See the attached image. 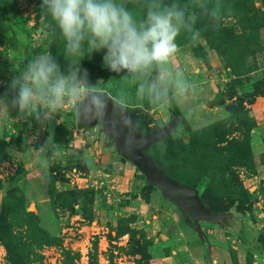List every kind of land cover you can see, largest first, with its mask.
<instances>
[{
	"label": "rangeland",
	"instance_id": "1",
	"mask_svg": "<svg viewBox=\"0 0 264 264\" xmlns=\"http://www.w3.org/2000/svg\"><path fill=\"white\" fill-rule=\"evenodd\" d=\"M251 1L249 16L254 19L221 8L222 27L215 29L223 33L231 26L235 37L218 42L213 34H200L178 44L173 65L183 68L196 85L189 101H174L165 110L147 103L141 107L153 131L177 116L173 139L190 142L197 137L201 143L210 137L217 147L237 142L242 148L236 157L227 151L231 166L224 178L237 190L226 189L213 169L197 175L199 192L216 187L214 196L230 204L231 219L223 225L202 221L207 237L202 241L174 203L157 189L141 188L140 172L117 152L99 123L78 125L75 115L65 110L41 126L32 118H18V111L10 107V118L0 111V217L2 211L14 217L28 264H264L252 255L256 243L264 244V0ZM41 4L42 0H0V98L10 101L13 77L42 51L50 52L64 72L70 62H78L57 52L61 39L54 25L45 27L50 18L37 14ZM204 17L210 25L212 20ZM87 57L79 67L87 71L91 84L103 80L102 88L125 86L119 81L125 73L111 72ZM132 101L128 108L140 107ZM49 136L54 147L34 151ZM174 165L185 175L182 163L174 160ZM239 186L251 193L247 200L241 198L247 203L240 210V200H235ZM18 202L35 214L36 223L12 208ZM34 224L46 233L34 232ZM0 264H11L1 241Z\"/></svg>",
	"mask_w": 264,
	"mask_h": 264
},
{
	"label": "clouds",
	"instance_id": "2",
	"mask_svg": "<svg viewBox=\"0 0 264 264\" xmlns=\"http://www.w3.org/2000/svg\"><path fill=\"white\" fill-rule=\"evenodd\" d=\"M137 7L143 9L142 17L137 16ZM192 7L213 21L220 18L219 4L209 8L207 0H199ZM41 9L50 18L45 27L54 25L53 31H58L66 58H78V62H70L64 72L50 52L34 56L13 77L10 101L0 98V111L7 113L11 107L18 111V118H32L44 126L68 110L85 123L104 122L105 133L116 138L126 130L124 146L130 151L137 143L136 122L128 111L130 101L165 110L174 101L191 99L195 82L172 62L181 32L193 39L200 35L195 28L198 14L188 4L178 0H42ZM100 51H104L107 69L125 73L120 78L125 86L114 95L105 93L103 80L91 84L87 71L79 67L86 54ZM50 146L54 147L51 136L34 151L44 153Z\"/></svg>",
	"mask_w": 264,
	"mask_h": 264
},
{
	"label": "trees",
	"instance_id": "3",
	"mask_svg": "<svg viewBox=\"0 0 264 264\" xmlns=\"http://www.w3.org/2000/svg\"><path fill=\"white\" fill-rule=\"evenodd\" d=\"M165 2L171 3L173 2V0H165ZM178 2L181 3L182 5L188 4L190 11L195 10L197 14L200 13V9L198 7L195 8L192 7V5L198 4L199 0H178ZM208 2L213 3V6L219 4L220 9L224 8L226 12H231V13L234 12L233 14H237V16L243 19L245 18L254 19V16H249L250 14L249 4L252 2L251 0H210ZM129 7H131V5H129ZM42 13L43 10L41 9V7L37 8V14H42ZM136 14L137 16L139 14V17H142L143 9L141 7H137ZM222 14L223 13L221 12L219 20L217 21L212 20V23L210 25L206 22V18L203 15L198 16V20L195 25V28L198 31H200L201 35H205V36L208 34L215 35L213 37H216L215 41L218 42L227 41L226 37L228 35H230L231 38L235 37L233 27L231 26H226L224 28L223 33L220 32V30L218 31V29L222 27L220 22ZM198 22H201L202 24H198ZM215 27H217L218 29L216 30ZM50 33L51 36L56 34V32H50ZM2 38L3 37L0 35V42ZM191 39H193L191 34L187 32H181L176 38V43L178 45L179 43H183L186 40L188 41ZM50 43L51 46L55 44V42H53L52 39L50 40ZM54 50L55 52H53V54H56V48ZM57 52H60L63 55L65 54L64 43L62 40H61V49H58ZM194 52L195 54L198 55V51H194ZM87 55L88 57H92L94 61H96L101 66H104L103 63L104 51L86 54L84 57H87ZM60 63H63V60ZM102 75L103 77L106 78L107 73L106 72L102 73ZM237 81L241 82L242 79H237ZM107 88L106 87L103 88L105 89V93H110L113 95L115 94L116 90L114 89V86L110 85ZM10 96L11 95L9 94L8 97L11 98ZM130 103L133 104V101H130ZM128 109L131 111L133 110L137 111L135 114V122H136L135 130L138 133L146 134L153 131L149 127L150 123H149L148 115L144 113L141 107L134 106ZM235 116L237 115L235 114ZM220 138H223V136H220ZM10 139H12V137H10ZM196 139L197 137H193L190 140V142H184L181 139H173L171 137V134L168 133L164 135V137H162L159 141L154 142L148 148H146L144 150V153L152 157L153 160L156 162L157 166L161 169H164L167 175L174 178L176 181H178L181 184L190 185L200 190L201 183L200 180L197 179V175L204 171H206V173H209L207 169H213L216 171L217 174H219L224 179L223 184L226 189L228 188V190H232V191L237 190V189H233L230 186L227 179L225 180L224 178L226 170H228L231 166L230 161H228L230 160L231 156L227 154V151L230 150L231 155L236 157L238 153L242 150V148L235 145V143L237 142H232V143L227 142L226 145L217 147L216 142L213 141V139H211L210 137H209V142L208 140H206L207 138L201 140V143L199 141L196 142ZM161 140H163V144H161ZM226 154L227 156H225ZM174 160H178L184 166L183 168H186L185 175L181 174L178 171V169H176L174 165ZM135 169L138 171L136 167ZM140 177L142 179L141 188L156 189L153 185L144 183V176L141 173H140ZM199 193L204 205L207 206V208H209L211 211L228 212L230 204L224 201L222 199L223 197H221L220 195L214 196L215 193H218V189L216 187H212L209 185V187H206L204 190L202 188L201 192ZM242 197L246 198L247 200L248 198L251 197V193L247 189H244L243 187L239 186L238 196L235 198V200L238 199L240 200L239 203H237V207L239 210L240 207L244 205V203H247L241 200ZM12 208H18V211L21 212V215L24 216V219L28 218V219H32L34 223L37 222V219L35 218L36 217L35 214L31 211H27L21 203L18 202L16 204V207L14 206L13 203ZM249 208L250 207L246 206V209ZM7 213L2 211V215L0 217V241L3 243L5 247V250L7 252V258L9 259L11 264H28L27 263L28 253L26 252L27 249L24 244L25 242H23L21 237V231L15 228L14 217L13 216L10 217L9 216L10 213L8 214ZM19 224L21 223H18V225ZM32 230H34V232L35 230L39 231L38 234L46 233V231L37 224H34ZM259 243L262 246L264 245L260 241ZM138 264H142V263L139 262Z\"/></svg>",
	"mask_w": 264,
	"mask_h": 264
},
{
	"label": "water",
	"instance_id": "4",
	"mask_svg": "<svg viewBox=\"0 0 264 264\" xmlns=\"http://www.w3.org/2000/svg\"><path fill=\"white\" fill-rule=\"evenodd\" d=\"M247 80V79H245ZM209 101L207 104H211ZM135 121L136 110H129ZM112 117L111 109H109L108 119ZM78 125L94 126L97 123L103 128L104 122L95 121L91 124L80 121L76 118ZM178 119L174 116L171 121L160 127L158 130L146 134H140L133 128V132L136 137L137 143L133 145L130 151L125 150L124 136L127 135V131H122L119 138L110 136L113 140L115 149L121 154L126 160L130 161L138 171L144 176V183L153 185L157 190L160 191L163 198L171 201L175 204L181 216L187 221L190 227L197 231L198 237L202 241H206L207 237L202 230L201 222L204 221L208 224H225V219H231V212H213L207 206L204 205L199 190L193 186L181 184L174 178L167 175L164 169L157 166L156 162L152 157L144 153V150L151 144L159 141L164 135L168 133H174L177 130ZM31 207V206H30ZM208 254L210 251L209 243H207Z\"/></svg>",
	"mask_w": 264,
	"mask_h": 264
},
{
	"label": "crops",
	"instance_id": "5",
	"mask_svg": "<svg viewBox=\"0 0 264 264\" xmlns=\"http://www.w3.org/2000/svg\"><path fill=\"white\" fill-rule=\"evenodd\" d=\"M13 112V111H12ZM12 113H7V116L9 117L10 115H11ZM10 118V117H9ZM13 119H11V121H12ZM14 120H17V119H14ZM10 121V122H11ZM10 122H7V124L9 125V123ZM0 194H1V192H0ZM254 246H256L254 249H253V252H254V254H252L253 256H254V259L255 258H257L258 260H260V259H264V255L262 256V254H260V253H263L264 251H263V248H264V245L262 246L259 242L258 243H256V245H254ZM207 254H208V252H207ZM209 255H210V251H209ZM207 256V259H210V256ZM256 259V260H257ZM255 260V261H256Z\"/></svg>",
	"mask_w": 264,
	"mask_h": 264
}]
</instances>
